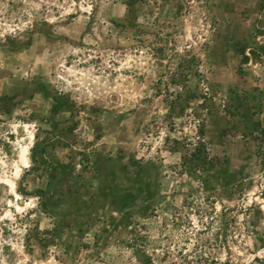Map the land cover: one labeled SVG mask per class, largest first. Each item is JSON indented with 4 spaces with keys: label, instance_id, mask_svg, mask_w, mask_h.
<instances>
[{
    "label": "rangeland",
    "instance_id": "374dc122",
    "mask_svg": "<svg viewBox=\"0 0 264 264\" xmlns=\"http://www.w3.org/2000/svg\"><path fill=\"white\" fill-rule=\"evenodd\" d=\"M0 264H264V0H0Z\"/></svg>",
    "mask_w": 264,
    "mask_h": 264
},
{
    "label": "bare ground",
    "instance_id": "6f19581e",
    "mask_svg": "<svg viewBox=\"0 0 264 264\" xmlns=\"http://www.w3.org/2000/svg\"><path fill=\"white\" fill-rule=\"evenodd\" d=\"M21 161L23 163V166L25 165V163L27 162V158H26V155L23 154L22 158H21Z\"/></svg>",
    "mask_w": 264,
    "mask_h": 264
},
{
    "label": "trees",
    "instance_id": "16d2710c",
    "mask_svg": "<svg viewBox=\"0 0 264 264\" xmlns=\"http://www.w3.org/2000/svg\"><path fill=\"white\" fill-rule=\"evenodd\" d=\"M132 3H137V2H140L142 0H130Z\"/></svg>",
    "mask_w": 264,
    "mask_h": 264
}]
</instances>
